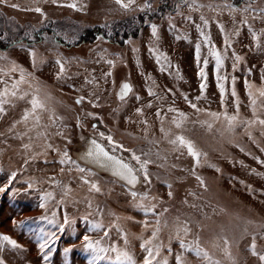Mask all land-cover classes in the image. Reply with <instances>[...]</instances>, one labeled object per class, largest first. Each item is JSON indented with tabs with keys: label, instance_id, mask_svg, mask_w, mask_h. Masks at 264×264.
Here are the masks:
<instances>
[{
	"label": "rangeland",
	"instance_id": "obj_1",
	"mask_svg": "<svg viewBox=\"0 0 264 264\" xmlns=\"http://www.w3.org/2000/svg\"><path fill=\"white\" fill-rule=\"evenodd\" d=\"M67 2L69 0H61L64 4ZM77 2L85 6L82 11L53 4L51 0H6V3H0V36L7 33L5 39L0 40V53L32 72L50 93V107L55 109L58 116L64 118L57 121L60 125L57 128L50 125L48 113L43 114V123L49 125V142L54 147L61 151L67 149L69 155L77 159L75 151L85 139L91 137L99 140L96 133L101 131L106 135L111 134L125 149H133L137 155L141 152L149 153L148 158L153 161L148 165L151 181L144 182L141 174L133 188L97 172L89 165L96 175L88 178L96 181L101 188L99 193L89 192V186L80 181V174L73 166L59 163L58 152L48 149L46 155L29 159L31 153H26L21 148L22 143L28 142V137L21 138L18 135L25 131L24 125H17L12 132L8 129L14 120L20 118L23 109L30 105L26 100H17L15 107L6 105L7 111L0 114V187L8 183L12 172L17 175L0 192V235L11 236L21 247L12 248L6 245L0 252V257L5 260V264H91L95 254L83 246V236L87 234L96 240L107 230L110 235L101 240L100 247L108 248L110 243L115 242L124 248L123 238L118 233L120 229L127 233V248L139 264L144 254L140 248L141 237L147 239L151 235L156 217L153 213L145 214L133 206L134 200L130 192L136 191L140 194L147 192L149 197H157L156 201H152L157 204L155 213L168 208L164 218L170 223L176 216L193 221L192 234L187 240L191 241L199 235L200 245L209 252L213 261L219 260L221 264H233V260L237 264H259L258 257L251 254L249 246L255 234L257 250L264 252V236L260 231V226L264 225V135L261 128L254 125L246 129L240 124L233 131H227L222 121L214 122L211 129L197 121L209 120L207 112L227 110L230 115L234 114L237 99L241 119L252 118L244 82L247 80L258 88L264 86V46L258 47L251 40L249 25L258 33L264 29V19L259 18V9L264 8V0H195L197 6L204 5L198 11L188 8L193 0H149L151 9L145 11L135 9V6L132 11L121 10L113 0ZM164 2L175 5L160 13L158 7ZM136 3L143 4L144 0H136ZM12 4H18L19 7L12 8ZM225 4H235L241 9L250 4L257 12L233 13L223 7ZM209 5L212 7H208ZM36 6L43 8L47 14L46 19L39 13L26 10ZM201 15L209 20L207 27L201 22ZM253 16L258 18L253 19ZM242 18H247L248 23L241 24ZM218 23L224 26L225 33L229 35L231 47L224 44V34L217 26ZM152 24L157 26L158 38L151 35ZM197 24L201 25L205 33L210 34L212 43L222 53H227L224 65L219 70L221 76L227 77L223 81V106L217 87L215 60L209 55V49L204 45L196 28ZM95 26L106 37L91 35L88 29ZM234 28H239V35L233 34ZM41 29L40 38H37L35 33ZM126 31H136V35L126 38L125 41L122 38L121 45L108 39L116 34L121 36ZM64 34L72 40L71 43L64 39ZM129 40L131 42L126 43ZM13 41L22 43L24 47L15 46ZM197 43L201 45L199 62L196 59ZM149 47L165 53L167 61L162 59L157 63ZM29 48L35 49L38 57L45 62L39 63L38 60L33 68L28 55ZM134 48L138 51L134 52ZM233 53L242 57L235 69L232 67ZM57 55L70 60V79H56ZM73 57L76 59H72ZM205 58L208 59L207 65L203 63ZM106 60H112L114 66L106 63ZM2 63L6 62L0 61ZM201 68L207 75V87L204 95L197 99L200 96L201 83V77L197 73ZM109 71L111 75L105 76ZM177 73L182 78L178 79ZM233 76L236 77V97L231 94ZM86 78L93 82L86 83ZM123 82L130 83L132 91L121 100L117 93ZM0 87L3 85L0 84ZM149 89L155 95H149ZM81 95L85 99L81 104H76L77 97ZM189 101L207 111L197 113ZM149 102L151 107H148ZM93 104L97 106L94 107ZM137 108L142 109V114L136 112ZM169 108L188 114L189 120L184 125L183 134L208 154V162L221 169L217 172L207 164L196 169L197 174L206 181L207 191L199 187L195 177L190 174L193 161L186 150L183 153L172 151V146L160 132L161 117L166 129L174 127L170 122L176 113L169 112ZM157 109L160 111L159 117ZM88 113L95 115L90 116ZM93 124L97 126L96 130L93 129ZM57 131H62L63 136L55 135ZM248 132H251V138ZM81 136L85 139L81 140ZM101 142L111 151V146L106 141ZM35 150L39 152L40 148ZM115 155L128 161L131 153L117 148ZM131 162L135 164V161ZM79 163L84 166L81 161ZM61 168L64 172H61ZM69 168L73 170L69 172ZM50 177L73 189L65 204L56 206L55 201L61 198V188L52 183ZM30 178L35 181L31 189L27 184ZM169 183L172 185V198L167 194ZM48 191L54 193L55 200L48 202L45 211L39 207L40 197L43 192ZM189 191L196 195H188ZM85 197L92 200V209L87 207ZM185 199L187 204L183 203ZM192 204L196 207H191ZM97 205L104 209L102 214L97 213ZM53 211L56 212L57 224L41 219L42 216L51 217ZM88 212L92 213L89 221L101 222L104 228H92L89 221L83 219ZM65 214L69 223L61 232L57 225L63 223ZM145 220L149 222L147 229L143 223ZM13 221L17 223L14 224ZM20 221H24V224L21 225ZM197 222L202 227H196ZM44 233H55L56 238L42 253L39 244ZM169 234L170 229L164 228L156 241L164 245L158 257L161 264L165 258L168 264H176L177 254H182L187 264H208L203 257H197L194 252L182 249L179 240H169ZM220 235H226L230 241L231 258L223 252V243L218 239ZM169 244L171 253L167 250ZM65 248L70 251L65 252ZM49 252L51 254L45 262L43 257ZM99 255L102 258L96 259L95 264H120L115 259L116 254L111 251L101 252Z\"/></svg>",
	"mask_w": 264,
	"mask_h": 264
},
{
	"label": "snow or ice",
	"instance_id": "obj_2",
	"mask_svg": "<svg viewBox=\"0 0 264 264\" xmlns=\"http://www.w3.org/2000/svg\"><path fill=\"white\" fill-rule=\"evenodd\" d=\"M47 2V0H45ZM53 4H57L59 6H65L70 9L76 10V11H82L85 6L79 4L77 0H69L66 4L61 3V0H51ZM114 4L121 10L124 11H132L135 9H138L140 11L150 10L151 9V3L149 0H144L143 4H137L136 0H113ZM0 3H6V0H0ZM12 8H18V4H12L10 5ZM179 8V5H177ZM204 7V5H196L195 0H193L192 3L188 4V8L192 10H199V8ZM208 7H212L209 5ZM224 8H227L230 12H241L247 13L249 11L255 13L257 12V9L252 8L250 4L246 5L244 8H239L235 4H225L223 5ZM28 11H34L36 13H39L42 18H47V14L44 12L43 8L40 6H36L34 8L26 9ZM259 12L261 13V16L259 18L264 19V8L259 9ZM188 19H191V17H187ZM253 19H257V16H253ZM200 20L203 23L205 27L208 26L209 20L206 19L203 15L200 16ZM233 22L235 23V18H233ZM241 24H247L248 20L247 18H242L240 20ZM41 24H43V20H41ZM107 26V25H103ZM219 27L221 33L224 34V44L227 47H231V41L229 39V35L225 33L224 26L222 24H217ZM197 30L200 32V36L203 38V43L205 46L209 49V55L214 58L215 60V67L217 70L216 75V81H217V87L220 91V100L221 105L224 104V95H225V85L223 81L227 79L226 76H221L219 74V70L224 65V60L226 58V51L222 53L214 43H212V39L209 33H205L201 29V25H196ZM249 32L251 33V40L258 46H264V29H261L260 32H256L252 29L251 25H249ZM233 34L239 35V28L233 29ZM57 35H60V33H57ZM151 35L154 38H158L157 34V26L155 24L151 25ZM7 36V33H5L4 36H0V40L5 39ZM186 38V37H185ZM64 39L71 43L72 40L69 39L67 34H64ZM97 39H101V37H97ZM177 39H180L179 36H177ZM131 41H126V43H130ZM13 44L15 46H19L21 48L24 47L22 43L18 44L17 42L13 41ZM106 52V50H104ZM133 51H138V49H133ZM149 51L156 57L157 63H160L163 59L164 61H167V55L165 53L158 52L157 49L149 47ZM201 45L200 43H197L196 45V59L199 62L201 59ZM28 55L31 58L32 66L35 68L38 60L39 63H44L43 58H39L38 54L35 49L29 48L28 49ZM234 57V63L232 65L233 69L236 68L237 63L242 59V57L236 55L233 53ZM72 59H76L73 57ZM0 61L6 62L0 64V84L3 85V87H0V114H3L7 111L6 105H11L12 107L16 106L17 100H26L27 103L30 105V107H25L23 109L22 114L20 115V118L18 120H14L11 127L8 129L9 132H12L17 125L23 124L25 131L20 132L18 135L19 137L23 138L24 136L28 137L27 143H22L21 148L25 150L26 153H31L29 156V159L37 158L40 155H46L47 150L51 149L53 151H56L60 155L59 163L64 165H71L74 167L75 171L80 174L79 179L82 181L84 185H88V191L89 192H97L99 193L101 191V188L99 184L89 179L88 177L95 176L96 174L92 171L88 165H94L96 167L102 168L104 170L110 171L111 174L114 177H117L120 180H123L126 182L127 185L132 186L133 188L136 186V184L139 181L140 175L142 174L143 180L146 183H150L151 177L148 170V165L150 163H153L151 159H149V153L141 152L140 155H137L136 151L133 149H125V146L116 141L113 135L108 134L106 135L104 132H97L96 134L99 137V140L96 138H90L86 141V146L83 151L80 152L78 160L84 162V166H81V164L78 162L77 159H73L70 155L67 149H64L61 151L59 148L54 147L52 143H50L51 135L48 133L47 129L49 127L48 124L43 123V114L48 113V120L50 122V125H54L57 128L60 127L59 124H57V121H62L64 118L62 116H58L55 112V109L50 107L49 101L51 100V95L46 91V87L42 85L36 77L33 75L32 72L27 71L21 64L17 63L15 60H10L9 57L5 54L0 53ZM106 63L109 65L114 66V62L112 60H106ZM203 63L205 65L208 64V59L205 58L203 60ZM55 64L58 66V70L55 73L57 80L62 79H70V76L68 75V65L70 64V60L68 58L62 57L60 55H57V58L55 60ZM163 70V68H162ZM18 74V76L16 75ZM105 76H110L111 72H107L104 74ZM199 77H201V83H200V96L197 97V99H200L204 95V90L207 87L205 81L207 79V75L203 68L200 69V71L197 73ZM177 78L180 79L182 77L179 76V73H177ZM94 79V78H93ZM264 79V77H262ZM235 81L236 77H232V96L236 97V88H235ZM86 83H92V80H88L86 78ZM245 89L248 93L249 98V106L252 110V118L251 119H241L239 114V101L237 99L236 102V112L234 114H229L227 110L224 112H207V116L210 118L209 120H202L197 121L198 123L202 125H206L209 129L213 127V123L217 121H222L225 124V128L227 131H233L237 125L242 124L246 129L251 128L254 125H259L261 128V133L264 135V86L256 87V85L250 83L249 81L245 80ZM132 91V85L128 82H123L120 86V91L117 93V96L119 99L123 100L128 93ZM149 95H155L154 92H152L151 89H149ZM85 99L83 95L78 96L76 99V104H81L82 101ZM139 99V97H137ZM187 96H185V100H187ZM190 103V106L196 110L197 113L200 112H206L207 110L200 109L197 107L195 103ZM93 106H97L93 104ZM151 102H149L148 107H151ZM169 112L176 113L175 116H173L171 120V124L174 127L165 128L164 127V119L161 117V127L160 132L163 134V138L167 140V142L172 146V151L174 152H181L183 153L184 150H186L187 155L192 158L193 165L192 168L189 170L190 174L195 177L196 181L198 182L199 187L203 188L205 191L208 190V186L206 184V181L201 175H198L196 172V169L198 167L204 166V164H207L208 167L215 168L217 172H220L221 169L208 162L207 160V153L203 152L200 148L197 147L196 143L189 137L183 134L184 125L188 122L189 117L188 114L180 111L176 108H169ZM137 113L142 114V109L137 108ZM90 116H94V113H88ZM157 116H160V111L157 109ZM144 123H147V121H144ZM77 125L79 126V118H77ZM93 129L96 130L97 126L95 124L92 125ZM147 131V129H145ZM34 134V135H33ZM249 135V138H251V132L247 133ZM55 135L63 136L62 131H57ZM81 140H84L85 138L83 136L80 137ZM101 141H106L108 145L111 146V151L108 150V148L105 147V144ZM71 141H69L70 143ZM154 142V141H151ZM40 148V151L37 152L35 149ZM117 148L124 149L127 152L131 153L130 159L126 161L123 157L115 155V151ZM243 151V149H241ZM159 155V153H157ZM203 158V162H202ZM164 159H167V157H164ZM131 161H135V164H133ZM47 163V160L45 161ZM25 163H28V160H25ZM264 163V161H262ZM138 165V167L136 166ZM175 167V165H173ZM73 168H69L68 171L71 172ZM61 172H64V169L61 168ZM17 173L12 172L8 178V183L4 185V187H0V192H3L5 188L8 187L9 184H11L16 177ZM49 180L56 184L58 187L61 188V198L59 200L55 201L56 206H59L60 204L66 203V198L70 196L73 189L69 187L67 184H62L61 181L55 180L54 178H49ZM34 178H30L27 181L28 188L31 189L34 187ZM167 183V182H166ZM243 183V181H241ZM167 187L169 189L168 191V197L172 198L173 192L171 191L172 185L169 183L167 184ZM249 189H251V186H249ZM15 191V189H13ZM131 196L134 200V207L141 209L145 214L147 213H153L156 217L155 219V225L152 228L151 235L147 239H142V243H140V248L143 250V256L142 261L139 262V264H161V261L158 260V257H160L161 254V248L164 247L162 243H157L156 241L159 240V236L161 231L164 228L170 229L169 234V240L172 238H175L179 240L180 247L186 251L194 252L197 257H203L204 260L208 261V264H221L219 260L213 261L211 256L209 255V252L203 248L200 245V238L199 235H196L193 240L189 241L187 240V237L192 234V224L193 221L190 219H181L180 216H176L173 218L171 223L164 218V214L167 213L169 210L168 208H164L162 212L155 213V209L157 207L156 203H153L152 201H156L158 198L153 196L149 197V194L147 192L140 194L136 191L130 192ZM188 195L195 196L196 194L194 192L189 191ZM139 196V199H136ZM55 200L54 193L51 191L43 192L40 197V204L39 207L41 209H45L47 211V206L49 201ZM85 202L87 203V207L89 209H92L93 202L91 199H88L85 197ZM183 203L187 204L188 201L185 199ZM191 207L195 208L196 205L192 204ZM97 213L102 214L104 209L101 208L99 205L96 206ZM223 211V210H222ZM92 213L88 212L83 216V219L85 221H89V216H91ZM30 219V218H29ZM41 219L48 220L51 224H57L56 220V212L53 211L51 213V217L49 216H42ZM13 223H17L16 221H13ZM21 225L24 224V221L19 222ZM69 223V218L67 214L64 215L63 223L57 225L58 231H64V226ZM91 224V227L94 229H101L104 228V225L101 222H92L89 221ZM144 227L147 229L149 227V222L145 220ZM250 223V222H249ZM196 227H202V225L199 224V222L196 223ZM247 231V229H245ZM260 231L262 236H264V225L260 226ZM119 235L123 238L124 241V248L119 247L115 242L110 243L108 248L100 247L101 240H103L105 237H108L110 235V232L105 230L103 232V236L100 239L93 240L89 235L85 234L83 236L84 241V247L86 249H91L93 251L94 258L91 261V264H95L96 259H100V253L101 252H109L115 253V259L120 262V264H138L137 259L134 257V255L128 250L127 245L129 243L127 239V233H124L122 230L118 229ZM221 233H223V229H221ZM56 238L55 233H44L43 236L40 238V244L39 248L40 251L43 253L44 249L48 247L50 243L53 242V240ZM219 240L223 243V252L225 256H228L231 258V252L229 250L230 241L226 235H220L218 237ZM11 246L12 248H20L21 245L18 244V242L13 239L9 235H0V252L4 250L5 246ZM250 250L251 254L253 256H257L259 260V264H264V252L257 250V239L256 235L253 234L251 244H250ZM167 250L169 253L172 252L171 245L169 244L167 246ZM65 252L70 251V249L65 248ZM51 252H49L47 255H44L43 259L45 262L48 261L49 255ZM176 264H187V261L183 258L182 254H177L175 256ZM0 264H5V260L0 257ZM162 264H168L167 259L165 258L162 261ZM233 264H237L235 260H233Z\"/></svg>",
	"mask_w": 264,
	"mask_h": 264
},
{
	"label": "trees",
	"instance_id": "obj_3",
	"mask_svg": "<svg viewBox=\"0 0 264 264\" xmlns=\"http://www.w3.org/2000/svg\"><path fill=\"white\" fill-rule=\"evenodd\" d=\"M174 5H175V3H168V2H164L163 3V5H161V6H159L158 7V11H160V13H161V11L162 12H165V11H168V10H170V9H172L173 7H174ZM89 30V32H90V34L91 35H93V36H102V37H106L104 34V32H102L101 30H100V28H98L97 26H95V27H91L90 29H88ZM41 32H42V29L41 30H39V31H36V33H35V36L37 37V38H40V34H41ZM136 31H126V33H124V32H122L121 33V36H120V34H116L115 36H113V37H108V39H111L112 40V42H115V43H117V44H120V42H122V38H123V40L125 41V39L126 38H129V37H134L135 35H136V33H135ZM121 45V44H120Z\"/></svg>",
	"mask_w": 264,
	"mask_h": 264
},
{
	"label": "water",
	"instance_id": "obj_4",
	"mask_svg": "<svg viewBox=\"0 0 264 264\" xmlns=\"http://www.w3.org/2000/svg\"><path fill=\"white\" fill-rule=\"evenodd\" d=\"M119 91H120V89H119ZM91 137H88L87 139H85V141L84 142H86L88 139H90ZM85 145H86V143H85ZM85 148V147H84ZM80 154V153H79ZM79 154H78V156H79ZM91 166V165H90ZM95 168H96V170H98L99 172H101V173H103V174H106V175H108V176H111V177H114L112 174H111V172L110 171H107V170H104V169H102V168H99V167H96V166H94ZM117 180H119L120 182H123V183H125L126 184V182L125 181H123V180H120V179H118L117 177H115ZM127 185V184H126ZM129 186V185H128ZM130 187H132V186H130Z\"/></svg>",
	"mask_w": 264,
	"mask_h": 264
},
{
	"label": "bare ground",
	"instance_id": "obj_5",
	"mask_svg": "<svg viewBox=\"0 0 264 264\" xmlns=\"http://www.w3.org/2000/svg\"><path fill=\"white\" fill-rule=\"evenodd\" d=\"M85 143L86 142H83L82 144H79L78 145V148L76 149V151H75V153H76V155H77V160H78V154L81 152V151H83L84 150V147L86 146L85 145ZM79 162H80V160H78ZM127 161V160H126ZM83 164H84V162L83 161H81ZM91 166H93L94 167V165H91ZM88 167H90L89 165H88ZM91 168V167H90ZM95 168V167H94ZM94 170H96V168L94 169ZM97 172H98V170H97ZM113 178H115V177H113ZM116 179V178H115ZM121 183H123V182H121ZM124 184V183H123Z\"/></svg>",
	"mask_w": 264,
	"mask_h": 264
}]
</instances>
